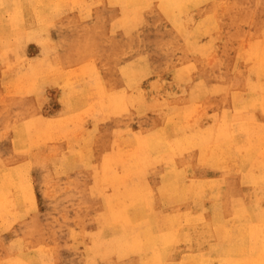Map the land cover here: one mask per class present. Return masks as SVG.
I'll return each instance as SVG.
<instances>
[{
  "label": "rangeland",
  "instance_id": "374dc122",
  "mask_svg": "<svg viewBox=\"0 0 264 264\" xmlns=\"http://www.w3.org/2000/svg\"><path fill=\"white\" fill-rule=\"evenodd\" d=\"M14 1L0 0V12H8L5 20L16 11ZM212 1L44 0L34 8L42 5L60 14L44 16L23 31L0 29V264H110L108 244L103 242L99 251L93 246L96 232L104 233L109 227L100 214L99 198L92 199L99 194L97 174L106 177L102 157L109 162L113 151H132L133 131L140 132L142 126L136 118L131 131L113 132L112 107L104 104L107 100L96 85H90L94 84L90 71L116 67L121 72L125 68L128 75L121 80L127 88L134 83L138 88L148 86L147 90L140 88L147 106L143 113L165 116L169 122L172 118L177 126L168 127L175 134H197L214 126L213 137L204 147L206 156L202 154L205 160L193 162L194 174L213 184L242 177L239 155L226 160L224 143L217 134V99L221 96L214 91L221 82L215 72L234 65L236 77L248 78L240 84L243 89L252 91L258 86L255 70L264 71V61L257 55L264 56V47L258 53L254 50L260 42L254 19L264 8V0ZM205 3L201 13L198 6ZM126 19L130 23L123 25ZM156 38L164 40V47L150 45V39ZM193 38L200 39L195 46ZM63 39L75 43L66 53L61 49ZM180 44L184 58L165 63L150 76L151 51H173ZM130 57L138 64L135 74L128 71L126 58ZM185 65L200 74L197 79L207 87L210 102L191 108L165 103L179 97L180 88L196 84V78L180 72ZM106 78L109 89L116 87L109 73ZM69 86L76 99L68 95ZM168 96L170 100L164 102ZM180 112L186 114L181 122ZM262 112L261 121L249 120L252 132L264 131ZM251 154L254 160L264 157V147ZM161 163L167 164L162 159ZM113 165L111 172L115 173ZM256 170L264 172V165ZM135 176L122 175V185L131 184ZM109 180L104 179L113 194L115 186ZM146 195L150 204V189Z\"/></svg>",
  "mask_w": 264,
  "mask_h": 264
},
{
  "label": "bare ground",
  "instance_id": "6f19581e",
  "mask_svg": "<svg viewBox=\"0 0 264 264\" xmlns=\"http://www.w3.org/2000/svg\"><path fill=\"white\" fill-rule=\"evenodd\" d=\"M43 2L44 0H25L20 3L15 0L17 8L9 14V19L5 20V13L8 12H0L3 14L0 17L2 32L9 29L23 31L28 24L35 25L39 20L45 19L44 16L54 17L55 12L58 14L54 8L45 9L46 6L42 5L39 9L34 8ZM198 8L204 13L206 3L204 6L200 4ZM105 15L106 10L104 17ZM110 15L116 18V12ZM254 21L259 33L257 41H260L255 43L254 50L258 53L264 47V8ZM129 23L126 19L123 25ZM123 25L121 29L124 30ZM199 41V38L192 39L194 46ZM130 43L133 45L132 40ZM61 44V49L66 53L72 50L75 43L63 39ZM150 45L158 48L164 47L165 43L161 38H156L150 39ZM257 57L264 61L262 53ZM183 58V44L173 51H151L150 76L156 75V71L165 63L173 64ZM115 59L120 61L116 56ZM126 59L130 61L129 74H135L138 64L132 57ZM123 69L125 71L120 72L116 67H104L98 71H90L94 81L90 85H96L99 95L107 100L104 104L112 107L109 115L111 114L113 121V132L130 130L129 127L136 123V118L142 126L140 132L133 131L136 137L132 151L131 148L117 153L113 151V155L108 157L109 162L107 159L105 162L102 157V170L106 177L102 178L101 173L97 174L99 183L95 189L99 194H95L92 199L96 201L99 198L102 205L100 214L108 220L109 227L104 233L99 230L96 232L95 236L98 238L93 245L95 251H99V246L106 242V257L110 264H264V172L256 170V167L264 165V157L254 160L251 154L261 146L264 147V131L255 133L248 128L249 120L261 121L259 113L263 117L264 71L259 67L255 70L259 80L258 86L252 91L242 88L241 82L248 78L236 77L234 65L229 64L226 69L215 72L221 84L214 92L222 98L217 99L219 108L216 110L215 121L220 126L217 134H220V140L224 143L226 160L239 155V169L243 174L239 179L233 177L226 183L213 184L194 174L193 162L205 160L204 147L209 144L208 139L213 137L210 133L214 126L202 128L197 134L173 133L172 126L177 125L172 118H169L172 120L169 122L165 116L148 117L143 113L147 106L142 97L144 90L140 88L147 90L148 86L143 88V84H140L138 88L134 83L127 88L121 79L128 72ZM180 72L191 79H197L200 75L188 69L187 65ZM108 73L116 86L113 89L106 86ZM71 91H74L73 87L69 86L68 95L76 99L77 96ZM178 95L173 101L165 102L170 100L171 96H168L164 102L185 108L210 102L208 89L200 77L195 85L180 88ZM126 110L129 112H125ZM187 111L189 109L185 110ZM185 115L183 112L179 113L180 122L185 119ZM122 117H126L128 122ZM211 153L218 155L213 150ZM247 153L251 158L249 162ZM161 159L168 165L161 163ZM112 163L115 173L111 172ZM160 165L162 168L158 167ZM187 173L193 178H189ZM124 174H136L128 186L121 183ZM105 178L114 183L113 194L110 193L109 182L106 183ZM149 189L150 204L146 195ZM103 194L105 202L101 199Z\"/></svg>",
  "mask_w": 264,
  "mask_h": 264
}]
</instances>
